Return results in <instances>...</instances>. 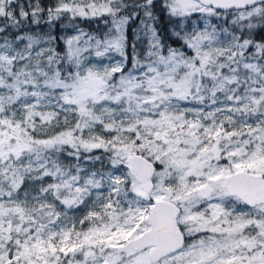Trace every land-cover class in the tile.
Returning <instances> with one entry per match:
<instances>
[{
	"label": "snow or ice",
	"instance_id": "6c2138e0",
	"mask_svg": "<svg viewBox=\"0 0 264 264\" xmlns=\"http://www.w3.org/2000/svg\"><path fill=\"white\" fill-rule=\"evenodd\" d=\"M0 264H264V0H0Z\"/></svg>",
	"mask_w": 264,
	"mask_h": 264
}]
</instances>
